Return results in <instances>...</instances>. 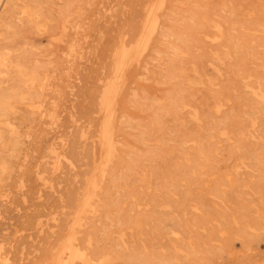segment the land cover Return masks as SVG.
Wrapping results in <instances>:
<instances>
[{"label":"rangeland","instance_id":"rangeland-1","mask_svg":"<svg viewBox=\"0 0 264 264\" xmlns=\"http://www.w3.org/2000/svg\"><path fill=\"white\" fill-rule=\"evenodd\" d=\"M15 1L43 83L2 111L0 264H264V0Z\"/></svg>","mask_w":264,"mask_h":264},{"label":"bare ground","instance_id":"bare-ground-1","mask_svg":"<svg viewBox=\"0 0 264 264\" xmlns=\"http://www.w3.org/2000/svg\"><path fill=\"white\" fill-rule=\"evenodd\" d=\"M20 1V0H19ZM163 2H164V0H153V3H152V7H151V10L152 11H156V10H158V9H161L160 7L162 6V4H163ZM0 5L1 6H3L2 7V12H1V14L2 15H0V152L3 150V148L6 146V144L7 143H9V144H11V146H12V148L15 146H19L18 144H19V131H13V129H12V127L11 126H9L8 128L7 127H5V126H1L2 124H7L6 123V121L4 120V119H1V116H2V111L4 110V108H6L7 106H9V105H11L12 103L14 104V105H12V106H10V107H17L18 105H21V103H25L28 99H29V101H32V98H33V96H34V93H36L35 92V89H37L38 90V87H40V85H42V83H43V81H42V77H41V75H39V73H36V71L34 72V73H30L29 71H27L26 70V68H25V63H24V61H25V58H22L23 56L20 54V53H17V48H16V43H14V41H11V40H9L8 39V36H2L3 35V33H2V27L4 26V23L6 22V20H7V16H11V14L14 12V6H16L17 5V3H16V1L15 0H1L0 1ZM25 8V7H24ZM26 9V8H25ZM149 9V8H148ZM150 11V10H149ZM135 12V11H134ZM38 13H36V15H37ZM58 14V13H57ZM150 14H151V12H150ZM155 14V13H154ZM153 14V16L155 17V15ZM70 16V15H69ZM148 16V15H147ZM5 17V18H4ZM67 18V17H66ZM153 18V17H152ZM152 18H151V23H150V25H152ZM156 18H157V16H156ZM146 19H148V18H146ZM65 20V19H64ZM67 20V19H66ZM136 20V19H135ZM192 20V19H191ZM8 21V20H7ZM137 21V20H136ZM148 21V20H147ZM153 21H156V20H153ZM157 21H158V19H157ZM144 22V21H143ZM206 22V21H205ZM63 23V22H62ZM138 23V22H137ZM65 25H66V22L64 23ZM157 24V23H156ZM68 25V24H67ZM143 25V24H142ZM149 25V24H148ZM153 25H154V23H153ZM38 26H41V24L40 25H38ZM143 27V26H142ZM149 27V26H148ZM44 28V27H43ZM64 28V27H63ZM144 28V27H143ZM142 28V29H143ZM151 28V26L149 27V28H147L146 27V35L148 34L147 32H149V36H150V30L148 31V29H150ZM153 28V27H152ZM155 30V29H154ZM154 30H153V32H154ZM77 32V31H76ZM142 32V31H141ZM140 32V33H141ZM151 32H152V30H151ZM151 34H153V33H151ZM73 35V34H72ZM80 35V34H79ZM125 35V34H124ZM143 35V34H142ZM146 35H144V36H146ZM21 36V35H20ZM75 36V35H74ZM133 36V35H132ZM143 36V37H144ZM149 36H146L147 38H150ZM215 36V35H214ZM213 36V37H214ZM70 37H71V39L73 38V36H71V34H70ZM140 37V36H139ZM164 37V36H163ZM76 38L77 37H75V40H76ZM212 38V37H211ZM74 39V38H73ZM139 39V38H138ZM142 39V38H141ZM144 39H145V37H144ZM151 39V38H150ZM210 39V38H209ZM213 39V38H212ZM211 39V40H212ZM215 39V38H214ZM218 39H220V38H218ZM68 40V39H67ZM70 40V39H69ZM127 40V39H126ZM74 41V40H73ZM77 41V40H76ZM146 42V40H141L140 41V45H141V48H142V46H143V44H141V42ZM214 41V40H213ZM86 42V41H85ZM64 43V42H63ZM68 43V42H67ZM77 43V42H76ZM123 43V42H122ZM145 44V43H144ZM149 44V43H148ZM68 46H69V43L67 44ZM139 45V46H140ZM233 45H234V43H233ZM72 45H70V47H71ZM136 46V45H135ZM126 47V46H125ZM145 47V46H144ZM143 47V48H144ZM132 48V47H131ZM140 48V47H139ZM140 48V51L142 50ZM146 48H147V46H146ZM72 49V48H71ZM121 49H122V45H121ZM121 49H120V51H121ZM127 49V48H126ZM125 49V50H126ZM236 49V48H235ZM62 50V49H61ZM70 50V49H69ZM74 50V49H73ZM129 50V49H128ZM137 52H138V50H136ZM144 51V50H143ZM69 52V51H68ZM72 52V51H71ZM75 52V51H74ZM124 52V51H123ZM125 52H127V50L125 51ZM129 52V51H128ZM49 53V52H48ZM47 53V54H48ZM64 53V52H63ZM139 53V52H138ZM137 53V54H138ZM141 53H142V51H141ZM71 54V53H70ZM121 54V53H120ZM126 54V53H125ZM184 54V53H183ZM53 55V54H52ZM67 55V54H66ZM113 55V54H112ZM138 56V55H137ZM123 57V56H122ZM64 59V58H63ZM119 59H120V57H119ZM133 59H134V57H133ZM136 59V58H135ZM121 60V62H122V58L120 59ZM120 60H118V61H120ZM120 62V63H121ZM116 65H117V63H116ZM115 65V66H116ZM119 66H121L120 64H119ZM214 67V66H213ZM116 68V67H115ZM119 70V69H118ZM38 71V70H37ZM115 71V73L117 72L116 71V69L114 70ZM113 71V72H114ZM215 71H217L218 72V70H215ZM114 73V74H115ZM61 74V73H60ZM113 74V75H114ZM117 74V73H116ZM196 74V73H195ZM57 76V75H56ZM119 76V75H118ZM198 77H199V75H197ZM42 79H41V78ZM112 78V77H111ZM114 78V77H113ZM112 78V79H113ZM190 78H192V77H190ZM189 78V79H190ZM194 78V77H193ZM192 78V79H193ZM112 79H111V82H112ZM192 79H190V80H192ZM199 79V78H198ZM109 80H110V78H109ZM115 80V79H114ZM113 80V81H114ZM200 80V79H199ZM259 80V79H258ZM193 81V80H192ZM108 82V81H107ZM106 82V83H107ZM197 82V81H196ZM198 82H202V81H198ZM195 83V82H194ZM108 84H113V83H108ZM197 84V83H196ZM200 84H202V83H200ZM259 84V83H258ZM114 85H115V83H114ZM113 85V86H114ZM108 86V85H107ZM111 86V85H110ZM110 86H108V87H110ZM43 87V86H42ZM53 87V86H52ZM108 87L106 88V86H105V88L107 89V90H111V87L108 89ZM259 87H260V84H259ZM105 88H104V90H105ZM105 93L104 94H106V92L107 91H104ZM256 92V91H255ZM264 92V91H263ZM263 92H261V93H263ZM108 93L109 94H111V91L109 92L108 91ZM107 93V94H108ZM103 94V95H104ZM43 96V95H42ZM107 96L109 97V95H105V98L104 99H107L108 100V98H107ZM261 96V95H260ZM263 97H264V95H262ZM41 97V96H40ZM101 98H103V97H101ZM262 98V97H261ZM104 99L103 100H101V101H103L104 102V104H105V101H104ZM264 98H262V100H263ZM112 100V99H111ZM158 100V99H157ZM44 101V100H43ZM100 101V102H101ZM103 102H101V103H103ZM155 102V101H154ZM45 103V102H44ZM107 103H109V102H107ZM107 103L105 104V105H107ZM264 103V102H263ZM27 104V103H26ZM104 104H101V107H102V105H104ZM22 106H24V105H22ZM47 106V105H46ZM14 107V108H15ZM100 107V108H101ZM106 107V106H105ZM104 107V108H105ZM107 108H108V106H107ZM213 108V107H212ZM214 109V108H213ZM41 110V109H40ZM105 110V109H104ZM107 111H108V109H106ZM105 110V111H106ZM215 110V109H214ZM38 111V110H37ZM47 111V110H46ZM106 111V112H107ZM110 111V110H109ZM215 112V111H214ZM40 113V112H39ZM216 113V112H215ZM103 115H104V113H103ZM108 116H110V115H108ZM104 117H106L107 118V116H104ZM15 119H17V120H19V118L18 117H14ZM105 118V119H106ZM108 121V120H107ZM105 122H103L102 124H104ZM107 123V122H106ZM110 123V121L108 122V124ZM105 127H106V125H105ZM218 127H219V132H220V135L223 137V139H225V140H227V139H229V135H228V129H229V127H228V118H226V119H223L222 121H220L219 122V124H218ZM99 128V127H98ZM102 129V128H101ZM105 129V128H104ZM103 130V129H102ZM105 130H108V129H105ZM27 132V131H26ZM102 132V134H103V131H101ZM7 133V134H6ZM97 133V132H96ZM105 133H107V132H105ZM98 134V133H97ZM8 136V138L6 139V137ZM102 135L100 134V137H101ZM98 138V137H97ZM105 138H106V136H105ZM105 138L103 139V141L105 140ZM232 140V139H231ZM98 141H99V139H98ZM103 141H101V143L103 142ZM110 141V140H109ZM108 141V142H109ZM190 142H192V141H190ZM256 141L254 140V138H253V136L252 135H249L248 136V138H246V139H244L243 141H242V143L243 144H246V145H250V144H253V143H255ZM110 144H111V141L109 142ZM114 143H116V141L114 142ZM103 144V143H102ZM106 144H107V142H106ZM109 144V145H110ZM104 146H105V144H104ZM107 146V145H106ZM113 146H115L114 144H113ZM113 146H112V148H113ZM110 147V146H109ZM111 148V147H110ZM236 149H238L237 147H236ZM110 150V149H109ZM108 150V148H107V152L109 151ZM112 151H114V148L112 149ZM199 152H200V155L201 156H205V155H207L203 150L201 151L200 149H199ZM104 153H105V151H104ZM56 154V153H55ZM154 154H156V152L154 153ZM160 154V153H159ZM105 155V154H104ZM112 157H114V156H112ZM108 158V157H107ZM108 160V159H107ZM110 161H111V158H110ZM105 162V161H104ZM3 164V159L0 157V164ZM12 163V162H11ZM103 164V163H102ZM105 164H106V162H105ZM105 164L104 165H101V166H105ZM100 167V166H99ZM98 168V167H97ZM22 170H23V168H22ZM99 170H100V168H99ZM102 170H103V168H102ZM100 173H101V176H102V173H103V171H100ZM93 180V179H92ZM94 182H91V185L93 184ZM96 183V182H95ZM95 185V184H94ZM95 187H96V185H95ZM92 190V189H91ZM90 190V191H91ZM95 190H96V188H95ZM93 191V190H92ZM86 193V192H85ZM90 193V192H89ZM93 192H91L90 194H88V195H86L87 196V198L89 197L90 198V200L92 201V198L91 197H93V194H92ZM95 195V194H94ZM91 196V197H90ZM96 196H94V198H95ZM86 198V199H87ZM86 199H85V205H86ZM82 200H84V199H82ZM89 201V200H88ZM90 202V201H89ZM89 204V203H88ZM84 205V204H83ZM93 205V204H92ZM3 206V205H2ZM87 207H89L88 205H87ZM86 207V208H87ZM83 208V207H82ZM90 208V207H89ZM83 211V210H82ZM81 211V212H82ZM85 211V210H84ZM78 220V219H77ZM78 222H79V220H78ZM74 230V229H73ZM71 233V232H70ZM72 235H73V233H72ZM75 235H76V233H75ZM66 238H67V236H66ZM90 238V237H89ZM65 239V238H64ZM74 239H77V238H75L74 236H71V237H69V246H68V256L70 257V259L71 260H74V259H78V260H82V261H84L83 263H88L89 261H91L90 259H88L89 257L87 256V253H85L84 251H81L80 249H79V246L75 243L77 240H75V242H74ZM88 241V240H87ZM89 242V241H88ZM64 243V242H63ZM62 243V244H63ZM67 243V244H68ZM79 243V242H78ZM59 248H60V246H59ZM87 249V248H86ZM84 250V249H83ZM63 250H60V252H62ZM60 252H57V258H56V260L58 259V254L60 253ZM61 255V254H60ZM67 255V254H66ZM89 255V254H88ZM67 257V256H66ZM158 260V259H157ZM162 261V260H161ZM71 262H74V261H71ZM70 262V263H71Z\"/></svg>","mask_w":264,"mask_h":264}]
</instances>
